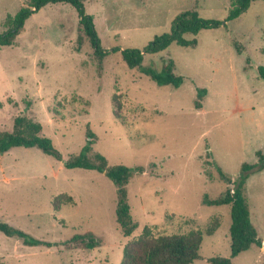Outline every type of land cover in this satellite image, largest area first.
Masks as SVG:
<instances>
[{"label":"rangeland","instance_id":"rangeland-1","mask_svg":"<svg viewBox=\"0 0 264 264\" xmlns=\"http://www.w3.org/2000/svg\"><path fill=\"white\" fill-rule=\"evenodd\" d=\"M28 0H0L4 21ZM231 0H85L101 42L143 47L170 29L182 10L223 19ZM196 46L172 42L146 54L143 64L161 70L169 59L185 79L179 86L159 84L120 51L100 59L81 31L76 7L48 3L32 13L16 41L0 45V130H12L15 116L40 121L43 133L64 160L82 150L88 130L93 151L110 164L145 165L128 183V198L139 225L124 235L116 219L117 190L105 173L68 168L37 146L0 152V220L26 231L37 243L0 230V264H121L124 249L149 225L153 233L204 231L199 258L231 254L230 204H205L228 183L218 165L234 177L242 163H257L264 151V0L226 26L203 28ZM200 87L207 90L196 106ZM253 106L255 107L253 109ZM245 108V109H243ZM153 162L156 164L153 165ZM234 186V183L231 184ZM61 192L72 196L58 206ZM245 192L251 219L264 241V168L248 174ZM93 232L99 245L72 241ZM264 263V246L253 244L232 264Z\"/></svg>","mask_w":264,"mask_h":264},{"label":"trees","instance_id":"trees-1","mask_svg":"<svg viewBox=\"0 0 264 264\" xmlns=\"http://www.w3.org/2000/svg\"><path fill=\"white\" fill-rule=\"evenodd\" d=\"M253 1L231 0L228 14L223 19L202 17L197 9L182 10L173 18L169 30L156 34L145 46L106 48L101 42L93 15L88 13L85 8V0H28L27 5H22L15 15L9 14L6 16L4 21L6 28L0 33V45L14 43L24 28L26 19L41 7L48 3L68 2L76 7L81 31L89 38L95 54L100 59L112 52L120 51L122 58L129 66L139 67L142 72L148 74L157 83L179 86L185 77L175 72V61L173 59H169L161 70H156L143 64L145 55L164 50L172 42L196 46L198 38L196 36L188 38L186 34L197 35L203 28L226 26L229 20L235 19L246 12ZM259 68L264 76V65H260ZM206 90L205 87L199 88L198 99L196 100L197 107H201L200 97ZM94 135L95 132L89 128V138L82 150L64 160L62 152L55 146L52 139L43 133L42 123L25 114H18L15 116L12 130H0V152H6L14 146H37L58 160H63L64 165L68 168L81 167L105 173L116 184V219L118 225L124 235H130L139 223L132 214L127 185L136 172L144 173L147 168L145 165L132 167L125 163L110 164L108 158L102 152L93 151ZM257 154L259 161L257 163L243 162L242 171L235 180L218 165L220 178L225 180L228 186L215 197L208 193L203 195L202 202L205 204L231 205V254L230 256H211L208 258L210 264H232V257L248 249L253 244L264 246V241L252 222L251 210L245 192L248 174L264 168V151L258 149ZM155 164L153 162V165ZM232 183H234V186L231 185ZM65 197H68L70 201L73 199L66 192H61L54 198L55 205L58 206L64 201ZM218 227L219 221L217 220L216 222H210L205 231L203 228H195L185 232L156 235L149 225H145L140 235L127 243L121 264H191L201 256L200 247L205 233L213 234ZM0 230L8 235L22 237L26 243L38 242L26 231L6 221L0 220ZM71 240L82 242L87 248L95 247L100 243V239L91 231L76 233L71 237Z\"/></svg>","mask_w":264,"mask_h":264},{"label":"crops","instance_id":"crops-1","mask_svg":"<svg viewBox=\"0 0 264 264\" xmlns=\"http://www.w3.org/2000/svg\"><path fill=\"white\" fill-rule=\"evenodd\" d=\"M252 3H253V2H252ZM251 5H252V4H251ZM251 5H250V7H251ZM249 9H250V8H249ZM249 9H248V10H249ZM254 108H255V107L253 106V109H254ZM243 109H245V108H243Z\"/></svg>","mask_w":264,"mask_h":264}]
</instances>
